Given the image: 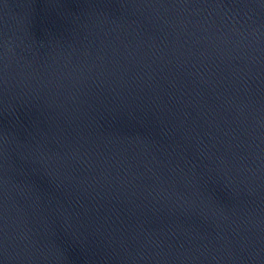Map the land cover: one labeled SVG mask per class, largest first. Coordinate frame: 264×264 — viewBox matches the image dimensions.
I'll list each match as a JSON object with an SVG mask.
<instances>
[{
    "label": "water",
    "instance_id": "95a60500",
    "mask_svg": "<svg viewBox=\"0 0 264 264\" xmlns=\"http://www.w3.org/2000/svg\"><path fill=\"white\" fill-rule=\"evenodd\" d=\"M0 264H264V0H0Z\"/></svg>",
    "mask_w": 264,
    "mask_h": 264
}]
</instances>
